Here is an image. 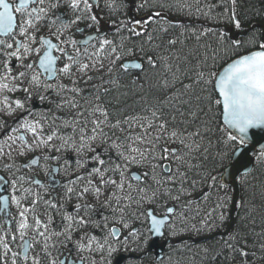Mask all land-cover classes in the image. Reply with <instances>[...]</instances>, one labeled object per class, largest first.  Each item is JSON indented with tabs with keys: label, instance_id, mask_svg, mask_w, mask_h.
Returning a JSON list of instances; mask_svg holds the SVG:
<instances>
[{
	"label": "snow or ice",
	"instance_id": "obj_1",
	"mask_svg": "<svg viewBox=\"0 0 264 264\" xmlns=\"http://www.w3.org/2000/svg\"><path fill=\"white\" fill-rule=\"evenodd\" d=\"M103 8L111 35L101 0H0V264H142L150 243L223 225L237 188L259 180L264 202V7ZM200 250L253 264L264 227Z\"/></svg>",
	"mask_w": 264,
	"mask_h": 264
},
{
	"label": "trees",
	"instance_id": "obj_2",
	"mask_svg": "<svg viewBox=\"0 0 264 264\" xmlns=\"http://www.w3.org/2000/svg\"><path fill=\"white\" fill-rule=\"evenodd\" d=\"M250 3L252 5H254L257 9L264 7V2H262V0H250ZM100 15L103 16V18H104L103 21L108 23V25H109V32L108 33H109V35H111V32L113 30V26L111 25V22L108 20L110 18L109 15L107 14L106 10L103 8V0H101ZM140 15L142 16L143 13H140ZM111 18L114 19V17H111ZM172 19L173 20L181 19V17L172 16ZM207 39H208L209 43L214 44V38H212L210 36ZM193 44H194V41H192V40L187 41V45H186V47H184V51H187L188 49L193 48V47H191ZM177 47L180 48L182 46L177 45ZM260 180H264V175L260 176ZM253 184L257 185V187L255 189L249 188L247 193L241 192V194H244L246 196V198H250L252 200V204L255 205V210L252 211L250 215H248L244 209L239 207V204H238L237 211L235 214V224H234L232 230L230 231V233L235 232V231H240L242 233L247 232L249 228H253V227L255 228V230L257 232H259L261 230V228L264 227V220L261 219V217L264 216V202H262L261 196H260L259 180L253 181ZM240 211H241V215L244 211H245V216L247 215V220L245 219L246 221H245V223H242V225L241 224L239 225L237 223V221L239 220ZM253 219L256 221L255 225L252 224ZM229 221H230V208L228 210V219L225 221L224 226L221 227L218 231L209 233L208 235L202 236V237H192L191 236V237H181L179 239L193 238V239L197 240L199 238L211 236L215 233H222L225 231L226 227L228 226ZM226 238H227V236L226 237H220V238H216V239H213L211 241H207V242H203V243H199V244H194V243H192V241L191 242L188 241V242H181V243L175 244V245L177 248H179L180 245H184V244H187L186 246L189 248H196L197 246L199 247L201 245H205L207 248H209L211 250H219L220 248H222L223 240ZM249 242L251 243V237H249ZM168 249L169 248L167 247V250ZM167 250H166V253L168 252ZM196 253H197V256H196V262L197 263L196 264H222L220 258H217L215 260L212 259V255H213L212 251H210L207 254V257L205 255V253L202 251H198ZM260 255H261V253L257 252V258L253 261V264H264V260L259 259ZM191 258H193V257L191 256Z\"/></svg>",
	"mask_w": 264,
	"mask_h": 264
},
{
	"label": "rangeland",
	"instance_id": "obj_3",
	"mask_svg": "<svg viewBox=\"0 0 264 264\" xmlns=\"http://www.w3.org/2000/svg\"><path fill=\"white\" fill-rule=\"evenodd\" d=\"M111 19L113 18H109L108 20L111 22ZM202 23H208L207 21H202ZM177 31H179L177 29ZM186 45H187V42H186ZM191 46V45H190ZM191 47H194V44L191 46ZM17 95H21L20 93H17ZM9 123H11V119H9ZM198 195V194H197ZM213 207V200H211V198L207 201V202H201V209H202V212H201V215H203L204 213H206L207 211H209L211 208ZM245 216V211L242 213L241 215V211H240V214H239V220L237 221V223L240 225H242V223H245V219H241V217H244ZM199 219L200 217H197V219L195 221H192L193 223H196L197 226H199ZM223 225H220L219 223L217 224V226L215 228H212L211 230H205L201 233H193L191 231L189 232H186L184 233L183 235H180V236H176L174 238H172V240H178L179 238L181 237H202V236H206L208 235L209 233H212V232H216L218 231L221 227H223ZM185 245L187 244H184V245H180L179 246V251H173L172 249H168L167 253L165 254L164 256V260H165V264H168V255L171 254L172 256V264H176L177 261H179V264H196V256H197V253L198 251H201L200 249L201 248H204L206 247L205 245H201V246H197L196 248H189V247H185ZM192 252V253H191ZM191 256L193 258H191ZM190 262V263H189ZM157 264V263H155Z\"/></svg>",
	"mask_w": 264,
	"mask_h": 264
},
{
	"label": "water",
	"instance_id": "obj_4",
	"mask_svg": "<svg viewBox=\"0 0 264 264\" xmlns=\"http://www.w3.org/2000/svg\"><path fill=\"white\" fill-rule=\"evenodd\" d=\"M102 30L104 32H106V33L109 32V26L104 21H102ZM234 195H235V199H236V205L238 206V203L240 201V196H241V190H239L237 188V190L234 191ZM236 210H237V207L235 209L230 208V221H229V224H228L227 228L222 233H215V234H213L211 236L203 237V238H200L198 240H193V239H190V238H182V239H178V240L170 241V242L171 243H175V244H179L181 242L192 241L194 244H198V243H203V242L211 241V240L216 239V238L226 237L230 233V231L232 230V228H233V226L235 224V214H236ZM160 242H161V240L156 241L155 243H151L150 244L149 251L150 252H154L155 257H156V253L157 252H160V254L163 257L165 255V251H166V247L167 246L161 247V245H164V241H163L162 244H160ZM126 257H127L126 255L119 256L117 258V260L119 261V264H124V262L126 260Z\"/></svg>",
	"mask_w": 264,
	"mask_h": 264
},
{
	"label": "flooded vegetation",
	"instance_id": "obj_5",
	"mask_svg": "<svg viewBox=\"0 0 264 264\" xmlns=\"http://www.w3.org/2000/svg\"><path fill=\"white\" fill-rule=\"evenodd\" d=\"M34 107L37 108V109H39V108H41V107H43V106H41V105H39V104H36V103L34 102ZM148 251H149V249H148ZM149 252H150V251H149ZM122 255H126L127 257H129V256H130V257H135V256L138 255V253H121V254L118 255V257H119V256H122ZM118 257H117V258H118ZM155 263H157V261H156V259H155V254H154V252H150V255L145 256V257L143 258V261H142V264H155ZM124 264H141V262H140V261H135V262H133V261H130V260L126 259L125 262H124Z\"/></svg>",
	"mask_w": 264,
	"mask_h": 264
},
{
	"label": "bare ground",
	"instance_id": "obj_6",
	"mask_svg": "<svg viewBox=\"0 0 264 264\" xmlns=\"http://www.w3.org/2000/svg\"><path fill=\"white\" fill-rule=\"evenodd\" d=\"M163 243V240H161V242H160V244H162ZM151 244V243H150ZM149 248H150V245H149ZM166 250H167V247H166ZM165 253H166V251H165Z\"/></svg>",
	"mask_w": 264,
	"mask_h": 264
}]
</instances>
